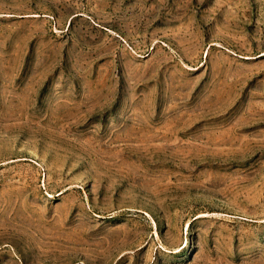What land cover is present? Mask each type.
I'll return each instance as SVG.
<instances>
[{
  "label": "rangeland",
  "instance_id": "374dc122",
  "mask_svg": "<svg viewBox=\"0 0 264 264\" xmlns=\"http://www.w3.org/2000/svg\"><path fill=\"white\" fill-rule=\"evenodd\" d=\"M0 264H264V0H0Z\"/></svg>",
  "mask_w": 264,
  "mask_h": 264
}]
</instances>
